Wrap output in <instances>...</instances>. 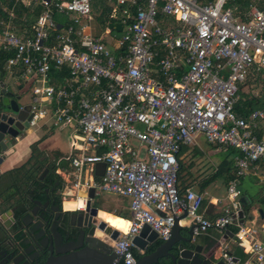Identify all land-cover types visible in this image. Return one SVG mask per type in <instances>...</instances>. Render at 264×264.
I'll use <instances>...</instances> for the list:
<instances>
[{
    "label": "built area",
    "instance_id": "built-area-1",
    "mask_svg": "<svg viewBox=\"0 0 264 264\" xmlns=\"http://www.w3.org/2000/svg\"><path fill=\"white\" fill-rule=\"evenodd\" d=\"M102 1L103 32L92 0H0L6 91L27 98V129L71 130L68 167L56 173L62 201L78 200L80 187L128 199V226L109 241L115 264H135L133 241L143 227L164 242L183 213L193 240L235 229L247 257L234 264H264V244L243 222L239 189L264 163V107L247 117L235 112L246 78L264 73V0H249L243 11L228 7L232 0ZM111 24L122 26L119 36ZM197 136L238 151L227 205L210 220L198 215L203 197L176 183L178 153ZM97 164L105 166L95 180ZM86 205L81 197L72 211ZM227 254L224 245L221 259L233 264Z\"/></svg>",
    "mask_w": 264,
    "mask_h": 264
},
{
    "label": "flooded vegetation",
    "instance_id": "flooded-vegetation-1",
    "mask_svg": "<svg viewBox=\"0 0 264 264\" xmlns=\"http://www.w3.org/2000/svg\"><path fill=\"white\" fill-rule=\"evenodd\" d=\"M6 92L21 102L15 91ZM13 142L5 141L7 151ZM31 166L33 162L17 175L0 169V264H46L82 251L88 245L86 239L103 241L98 237L103 233L98 231L101 224L96 218L83 220L62 203L65 189L52 159L47 156L36 170Z\"/></svg>",
    "mask_w": 264,
    "mask_h": 264
},
{
    "label": "crops",
    "instance_id": "crops-1",
    "mask_svg": "<svg viewBox=\"0 0 264 264\" xmlns=\"http://www.w3.org/2000/svg\"><path fill=\"white\" fill-rule=\"evenodd\" d=\"M23 9L19 10V13H23ZM25 12V11H24ZM96 19V15H95ZM1 73V72H0ZM3 81L4 86H7L8 84H11L9 80H7L8 76H5L4 72L0 75ZM7 80V82H5ZM239 95H244L242 90ZM248 98H252L254 96H248ZM245 96V97H246ZM255 98V97H254ZM242 102L243 99L246 100V98H241ZM21 102L25 104L22 99ZM22 104V105H23ZM261 109V108H259ZM244 111V117H247L248 113L252 112L248 109V107L242 109ZM258 110V109H256ZM255 111V110H253ZM240 116V115H239ZM35 130H43L44 133L41 137L43 139L38 144V148L40 151L44 154V161L47 159V156L52 159L53 164L54 161L57 160V165L60 163H65L63 160L67 157H59L55 158V156L50 155L47 151H44L41 148V143L44 141L45 137L47 135H50L52 133V128L48 129V127H43L42 129H35ZM22 132L17 139L13 142V147L10 151L7 153L6 159L3 161L2 166L0 167L1 171L4 172H10L12 170H15L21 166H23L25 163H27V160L31 156V150H30V144L36 142L41 137L33 136V135H23ZM201 136H197L194 138L193 142L191 144H188L186 147V152L180 157H178V162L180 161V173H179V180L177 185L182 188L183 191L191 190L196 194H199L203 197L205 201V205L203 206L202 210H199L198 215L202 216L203 219H213L217 217L221 210L227 205L226 201V189H227V177L232 175V170L234 166V160L237 156L233 159V165L230 167V170L228 172V175L226 174V170L228 167H225L223 164V160L221 159L218 161V159H215V161H212L211 158L208 155V152L216 151L221 152L223 149L216 148L214 146L209 145ZM212 149V150H208ZM70 151V146H69ZM43 162V161H42ZM179 164V163H178ZM202 164L201 167H199ZM203 169V170H202ZM58 170V169H57ZM60 170V169H59ZM94 172H95V166H94ZM248 175H252L254 177H258V182L261 183L263 188L258 191V193L255 195V197H252L250 195H247L244 193L241 188V192L243 193V200L247 204V206H250L247 214L244 215L243 222H251L253 223L252 226L249 228L254 229L257 231L256 238L258 241H260L262 244H264V163H258L253 169H250L248 171ZM91 178V177H89ZM86 176L84 177L83 181L85 179H88ZM95 180L98 178L93 177ZM101 178V177H100ZM229 178V179H230ZM216 179H221L222 184L224 185V192L222 193L219 188L214 185V181ZM228 179V180H229ZM95 180H92L93 184H97ZM243 180V179H242ZM240 180L239 184L241 187ZM63 183V182H62ZM87 188L80 187L77 191L74 190V193L78 194V200L73 199L70 201L65 202V206L67 209L73 210L77 207L78 204L81 202V197H87L88 194ZM96 198L93 201V204H98V209L96 210V214L98 212H103L108 215H111L117 219L122 220L123 222H126L125 228L128 226V222L130 220L129 216V201L128 199L118 196V195H109V194H100L95 195ZM74 202L71 204V202ZM114 202V210H111L110 203ZM63 203V202H62ZM68 203V204H67ZM258 210L261 211V213H258ZM70 213V212H69ZM207 217V218H206ZM98 224H103L105 226V229L111 230V232H121L125 229H121L115 231V228L110 227L109 225H105L102 221L97 220ZM188 222H184V220L180 221V225L182 229H186L189 226ZM247 227V226H246ZM248 228V227H247ZM232 230V229H231ZM229 232L231 233L232 231ZM181 234L183 237L186 236L184 231H181ZM103 234H100L99 237L101 238ZM104 236V235H103ZM187 238V237H185ZM101 240L105 241L109 244V241H112L110 239V236H104V238H101ZM195 243L193 242V247H202L203 253L206 255V252L211 248L214 249V254L212 256L213 259H221L222 249L223 246L226 245L228 247V253L231 251L233 247H237L233 240H223V237L216 233L215 231L209 230L206 232L205 235H202L198 238H196ZM219 245V247H218ZM137 252V251H136ZM141 256L144 255V252H137ZM231 256V255H230ZM247 257V256H246Z\"/></svg>",
    "mask_w": 264,
    "mask_h": 264
},
{
    "label": "water",
    "instance_id": "water-1",
    "mask_svg": "<svg viewBox=\"0 0 264 264\" xmlns=\"http://www.w3.org/2000/svg\"><path fill=\"white\" fill-rule=\"evenodd\" d=\"M110 29L120 32L122 26L120 24H111ZM1 75V73H0ZM0 76V162L7 157V149L5 141L16 140L20 133L27 129V122H29L31 116L29 115L30 107L26 105L22 106V102L19 98H13L6 92L3 81ZM21 100V99H20ZM104 164H97L95 166L94 177H102ZM95 191L93 188L88 190L87 205L83 212H76L81 214L82 219L96 218V208H94L93 201L95 200ZM242 203H245L242 200ZM260 214L261 211L258 210ZM242 214H238V219L241 222ZM185 218V213L174 219L172 231L169 239L164 241L153 253L149 255H142L135 264H157L162 258H168L170 264H224L222 259H213L214 249H209L206 255L203 253L202 247H193L192 244L195 241L192 237L193 227L182 229L177 225L179 220ZM95 221V220H94ZM98 231L103 235L110 236L112 241H116L119 232H111L109 229H105V226L101 224ZM181 231H184L187 238L183 237ZM226 236H223V240H233L234 235L229 231L225 232ZM157 235L147 227L141 229L140 235L135 237L133 244L141 252H145L148 246L154 245L157 240ZM94 241V243H93ZM88 244L82 251L75 252L64 258L49 261L46 264H115L113 263V254L106 242L100 240L86 239ZM219 247V245H218ZM95 249V250H94ZM172 250L175 252L172 253ZM229 255V253L227 254ZM232 263H237V259H233Z\"/></svg>",
    "mask_w": 264,
    "mask_h": 264
},
{
    "label": "rangeland",
    "instance_id": "rangeland-1",
    "mask_svg": "<svg viewBox=\"0 0 264 264\" xmlns=\"http://www.w3.org/2000/svg\"><path fill=\"white\" fill-rule=\"evenodd\" d=\"M93 5L92 11H94V15H96V22L99 26H101V32H103L105 25L108 24L107 20V13L105 10V7L103 6V1L102 0H92ZM100 34V33H99ZM119 32L115 33L116 36H119ZM106 40V38H105ZM264 73L259 77V81L253 82V79L248 80V82L245 83V85L242 88V92L244 96H254L258 95V97H261V92L264 89ZM7 82V80H5ZM241 97V96H240ZM22 101L25 103L27 102V98L24 97L22 98ZM44 131L43 130H35L33 128H28L26 129L25 133L23 135H33L37 137H41L43 135ZM71 130L68 128H55L52 130V133L50 135H47L44 139V141L40 144L41 148L44 151H47L50 155L55 156V158L59 157H68L70 154L69 151V142L71 139ZM201 138V137H199ZM135 145L136 142H133ZM212 150V149H208ZM235 152H238L235 150ZM209 157L211 158L212 161H215V159H218L220 161L221 159H224L228 155V151L226 149H223L221 152H216V151H211L210 153L208 152ZM238 156V153L237 155ZM234 155L228 158V161H232L234 159ZM202 164L199 166L201 167ZM203 170V169H202ZM214 185H216L219 190L223 193L224 192V185L222 184L221 179H216L214 182ZM261 183L258 182V177H254L252 175L245 176L241 182V187L239 185V188L246 193L247 195H250L252 197H255V195L260 191L263 187ZM66 189V188H64ZM63 202V201H62ZM67 202V201H65ZM68 204V203H67ZM111 206V210H114V202L109 204ZM185 223L188 221H184ZM253 223L251 222H246V226L249 228L252 226ZM101 238H104L102 235Z\"/></svg>",
    "mask_w": 264,
    "mask_h": 264
},
{
    "label": "trees",
    "instance_id": "trees-1",
    "mask_svg": "<svg viewBox=\"0 0 264 264\" xmlns=\"http://www.w3.org/2000/svg\"><path fill=\"white\" fill-rule=\"evenodd\" d=\"M249 3V0H232L230 3H228V7H230L231 5H237L239 8V11H243V9L247 8ZM5 14L0 12V17H4ZM8 56H4V54H0V72L2 73V66L3 63L6 62V60L8 59ZM262 71L259 74H249V76L246 78V82H248V80L253 79V82H258L259 81V77L262 75ZM264 80V79H263ZM264 82V81H263ZM261 97H252V98H248L247 96L245 97L244 95H240L241 98H246V100H244L243 102L241 101L239 104H237L235 106V112L240 115L243 116L244 111L242 110L243 108L248 107V109L250 111L259 109V108H263L264 107V89L261 92ZM43 139V137H41L39 140H37L36 142L30 144V150H31V156L30 158L27 160V163L24 164L23 166L10 171L9 173H7V175H17V174H23V172L26 170L27 166L30 165L33 162V166H31L32 168H34L35 170L38 169L39 163H41L42 161H44V154L42 151H40V149L38 148V144L40 143V141ZM228 151V155L227 157H225V160H223V164L225 165V167H228V169L226 170V174L228 175V172L230 170V167L233 165L232 161H228V158H230L231 156H236L237 152H235L234 150H227ZM186 152V147H181L178 156L180 157V155L184 154ZM100 154V152L98 153ZM179 166L177 167V171H176V183H178L179 180V173H180V161L178 162ZM68 166L66 163H60L57 165V160L54 161V164L52 166L53 170H57V169H66ZM230 178V176L227 177V181ZM61 181V179H60ZM62 183V181H61ZM178 186V185H177ZM179 188V191L181 193H183L184 191L182 190V188ZM205 205V201L203 199L202 201V205H201V209L203 208V206ZM94 208L98 209V204L95 203ZM250 206H247L246 203H243V214H247L248 210H249ZM199 213V211H198ZM207 218V217H206ZM126 229V228H124ZM233 234H236L237 230L232 229L231 230ZM163 242L161 241H157L148 251L147 254H151L153 253ZM229 255H231V257L237 259L240 263H242L245 259L246 256L245 254L242 252V250L239 247H233L231 249V251H229ZM134 258L136 260H138L141 255L138 254L137 252H134L133 254ZM157 264H170L169 259L166 258H162L161 260H159L157 262Z\"/></svg>",
    "mask_w": 264,
    "mask_h": 264
},
{
    "label": "bare ground",
    "instance_id": "bare-ground-1",
    "mask_svg": "<svg viewBox=\"0 0 264 264\" xmlns=\"http://www.w3.org/2000/svg\"><path fill=\"white\" fill-rule=\"evenodd\" d=\"M73 203L74 202L72 201L71 204H73ZM96 219L103 221V223L105 225H109L110 227L115 228L116 229L115 231H117V229L118 230L123 229V221L122 220H120V219L116 220L115 217H113L111 215H107L106 213L98 212L96 214ZM125 230H124V232H125ZM99 235H98V237H99Z\"/></svg>",
    "mask_w": 264,
    "mask_h": 264
}]
</instances>
